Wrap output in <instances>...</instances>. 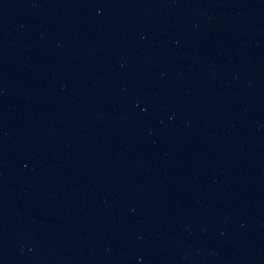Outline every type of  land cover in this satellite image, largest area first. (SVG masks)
I'll use <instances>...</instances> for the list:
<instances>
[{"label": "water", "instance_id": "1", "mask_svg": "<svg viewBox=\"0 0 264 264\" xmlns=\"http://www.w3.org/2000/svg\"><path fill=\"white\" fill-rule=\"evenodd\" d=\"M0 264H264V0H0Z\"/></svg>", "mask_w": 264, "mask_h": 264}]
</instances>
